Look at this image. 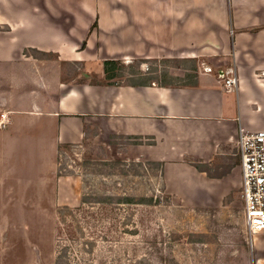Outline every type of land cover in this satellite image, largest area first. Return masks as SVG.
Wrapping results in <instances>:
<instances>
[{"label": "crops", "instance_id": "obj_1", "mask_svg": "<svg viewBox=\"0 0 264 264\" xmlns=\"http://www.w3.org/2000/svg\"><path fill=\"white\" fill-rule=\"evenodd\" d=\"M88 57L139 61V71L117 82L105 67L97 82L60 78L63 93L47 105L41 71ZM149 60L167 63L164 77L144 76ZM0 61L37 72L0 129L1 205L30 198L33 186L31 198L61 192L60 158L76 147L157 162L183 200L219 206L242 192L240 131L264 130V0H0ZM229 67L238 77L231 88L220 74ZM252 245L264 264V230Z\"/></svg>", "mask_w": 264, "mask_h": 264}, {"label": "rangeland", "instance_id": "obj_2", "mask_svg": "<svg viewBox=\"0 0 264 264\" xmlns=\"http://www.w3.org/2000/svg\"><path fill=\"white\" fill-rule=\"evenodd\" d=\"M54 64L41 71L50 82L44 95L47 105L63 93L60 78L89 75L97 82L105 60L88 57ZM139 64L124 63L114 81L130 80ZM33 67L24 61H0V95L11 100L0 105V112L10 114L11 107L25 105L24 82L36 78ZM146 67L145 77L154 70L159 78L165 76L167 63L149 60ZM219 69L214 65V74ZM126 75L131 77L121 78ZM104 151L66 149L60 158L65 176L61 192L31 198L33 186L30 198H8L3 200L6 206L0 200V264H262L247 232L240 187L219 206L183 200L167 190L159 163Z\"/></svg>", "mask_w": 264, "mask_h": 264}, {"label": "built area", "instance_id": "obj_3", "mask_svg": "<svg viewBox=\"0 0 264 264\" xmlns=\"http://www.w3.org/2000/svg\"><path fill=\"white\" fill-rule=\"evenodd\" d=\"M205 70L212 67L205 65ZM225 84L237 86L238 77L235 67L224 71ZM11 122L7 111L0 112V129ZM242 168V196L248 235L253 244L255 234L264 230V130L242 129L238 140Z\"/></svg>", "mask_w": 264, "mask_h": 264}, {"label": "trees", "instance_id": "obj_4", "mask_svg": "<svg viewBox=\"0 0 264 264\" xmlns=\"http://www.w3.org/2000/svg\"><path fill=\"white\" fill-rule=\"evenodd\" d=\"M124 65V63L121 61V60H115V59H107L105 60V72H106V75H107V78H115L116 76L118 75H122V74H119L117 72V69L119 67H122ZM199 169H204L202 167V165H199L197 166ZM127 200H130V198H126ZM103 264V263H102Z\"/></svg>", "mask_w": 264, "mask_h": 264}, {"label": "water", "instance_id": "obj_5", "mask_svg": "<svg viewBox=\"0 0 264 264\" xmlns=\"http://www.w3.org/2000/svg\"><path fill=\"white\" fill-rule=\"evenodd\" d=\"M220 74H221V76H224L225 75V73H224L223 70H221Z\"/></svg>", "mask_w": 264, "mask_h": 264}]
</instances>
